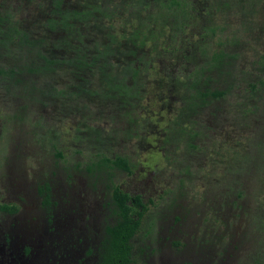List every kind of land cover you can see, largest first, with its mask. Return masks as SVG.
Returning <instances> with one entry per match:
<instances>
[{
    "label": "rangeland",
    "instance_id": "1",
    "mask_svg": "<svg viewBox=\"0 0 264 264\" xmlns=\"http://www.w3.org/2000/svg\"><path fill=\"white\" fill-rule=\"evenodd\" d=\"M116 1L118 4L107 5L108 12L120 9L121 0ZM165 1L137 0L138 5L131 1L126 10L145 18L147 28H154L152 20L166 22V25L160 24L164 28L163 41H157L160 45L156 50L150 51L148 47L150 53L144 57L147 66L142 70L145 76L142 101L132 99L145 123L137 134H122L128 121L121 123L114 114L111 97L93 99L89 109L80 108L84 106L82 102L67 107L62 104L59 107L55 101L50 104L49 100L54 97L45 87L46 81L53 84V80H46L45 74L37 78L43 86L39 90L44 93L38 90V102L32 100L27 104L30 100L17 92L8 100L5 88L0 86V205L9 203L18 207L15 213L0 209V264L97 263L104 225L106 221L112 222L110 207L104 206L110 191L102 181L93 185L84 167L97 160L101 151L114 157L117 149L107 150L110 145L131 150L137 163L132 174L116 170L115 184L133 195L141 194L146 203L150 199L155 202L144 216L132 264H256L264 260V248L258 242L261 236L252 231L251 221L242 209L238 212L224 201L229 188L218 181L222 179L219 172L225 163L224 154L221 156L223 143L242 145L244 135L264 133V89L253 93L250 85L264 77V3L261 0H190L195 15L182 30L176 31L173 20L168 17L169 11L165 13L161 5ZM0 4L1 12L6 9L10 12L9 20L21 22L22 27L36 32L33 24L39 1L0 0ZM21 6L25 10H20ZM29 12L33 23L28 21ZM177 16L181 18L180 13ZM112 23L116 28L122 27L117 17ZM133 23L129 27L134 28ZM9 26L7 22L6 27ZM222 48L235 57L231 73L225 74V83L233 84L234 88L224 101L198 109L186 122L192 129L204 131L196 139L203 146L201 151L186 154L183 149H172V143L164 139L165 128L182 108L183 94L176 82L187 78L194 66L209 60L203 55ZM220 77L221 74H213L212 87L229 85ZM63 100L68 103L71 96L66 95ZM47 101L49 105L44 107ZM69 107L74 111L70 110L72 116L68 117L66 126L72 130L79 128L83 134L63 135L65 142L70 143L65 150L70 160L65 163L68 170L60 166L53 175L50 169L55 151L52 141L49 143V138L40 131L38 112L54 124L60 121L63 109ZM18 108L25 113L32 112L27 113L30 121L12 117ZM88 121L97 128L94 139L85 133L93 127ZM244 146L248 147L247 143ZM78 162L82 163L80 169L75 167ZM188 166H192V173L183 175ZM69 174H72L70 178ZM184 176L186 181L182 182ZM46 180L51 181L53 197L58 201L52 209L43 204L38 190V185ZM181 183L184 194L169 209L168 204L175 195L169 189L176 191ZM217 183L221 184L217 188L222 187L219 191H216ZM253 186L255 182L246 192L254 194ZM241 203L251 209L254 204L258 205L250 196Z\"/></svg>",
    "mask_w": 264,
    "mask_h": 264
},
{
    "label": "trees",
    "instance_id": "2",
    "mask_svg": "<svg viewBox=\"0 0 264 264\" xmlns=\"http://www.w3.org/2000/svg\"><path fill=\"white\" fill-rule=\"evenodd\" d=\"M37 1L40 3L39 12L33 24L36 32H32L30 27H22L21 22L9 20L10 12L7 9L0 11V86L5 88V97H9V100L17 92L25 100H30L27 104L32 100L38 102V90L40 86H43L37 78L45 74L46 80L47 78L53 80V84L46 81L45 87V91H50L54 97L49 100L50 104L55 101L67 107L74 102H82L84 106L80 108L89 109L93 105V99L111 97L114 114L121 123L128 121V126L122 128V134L130 135L135 132L137 134L138 130L145 127V123L141 120L132 99L142 101L141 95L144 93L142 80L145 78L142 70L144 66H147L144 57L150 53L151 49H157L160 45L157 41H163L164 28L161 25H166V22L152 20L154 28H147L148 25L144 24L145 18H138L132 10L126 12L131 1L138 5L137 0H121L120 9L111 12H108V6L111 3L118 4V1L111 0L109 4V0ZM261 2L264 3V0ZM22 3L27 5V2L22 1ZM189 3L190 0H166L164 4H161L165 13L169 11L168 17L173 20L176 31L182 30L187 21L195 15L194 7H191ZM224 4L228 3L224 2ZM19 8L25 10V6ZM17 13L16 11L15 17ZM178 13L181 18L177 16ZM29 14L31 15L28 19L30 23L33 16L30 12ZM119 16L125 25L122 24L121 28H116L112 22ZM155 18L157 19V16ZM132 21L135 22L134 28L129 27ZM7 22L10 24L9 27H6ZM97 30L100 31L98 35ZM203 52L207 50L203 48ZM203 57L209 60L194 66L187 78H180L176 82L178 91L183 94L182 108L169 127L165 128L164 140L172 143V149H183L186 154L201 151L203 146H200L196 139L204 134L203 130H194L186 125L188 119L192 118L198 109L214 102L224 101L234 88L233 84L225 83V74L231 73L230 68L234 64L235 57L223 48L211 51V54L203 55ZM214 73L221 74L220 79L229 85H226V88L212 87ZM220 79L218 81H221ZM257 81L250 83L253 93H257L262 87L264 89V77ZM39 93L43 92L39 90ZM66 95L71 96L68 103L63 100ZM49 103L48 101L43 103L44 107ZM70 110L74 111L73 108H64L62 117L58 118L60 121L54 124L49 122V119H46L40 111L38 112L39 122L42 125L40 131L49 138V143L52 141L51 147L55 151L50 169L53 175L58 173L60 166L68 170L65 163L70 160L65 150L70 143L65 142L66 137L62 138L63 135L83 134L79 132V128L72 130L71 127L66 126L68 117L72 116ZM27 113L32 114L29 111ZM27 113L18 108L12 117L16 120L30 121ZM83 116L87 118L86 113H83ZM87 123L92 125L90 121ZM85 133L92 135L91 138L94 139L97 128L90 127ZM78 138L84 137L78 135ZM244 138L242 145L239 142L237 145L223 143L221 156L224 154L225 163L219 172L222 179L218 181L223 183L224 188H229L226 191L227 196L223 198L224 201L232 208H237L238 212L241 211L240 209L243 210L244 216L251 221L252 231L261 236L258 242L262 243L264 248V240H262L264 239V133L257 136L244 135ZM246 143L248 147L244 146ZM136 146L138 147L137 144L135 148ZM106 148L114 151L117 149L114 157L106 151H101L96 157L97 160H93L84 167L93 185L102 181L106 190L110 191L109 195H106L104 206L110 207L112 222L106 221L104 225L103 237L98 245L99 259L96 264H132L135 241L144 224V216L149 211L150 205L155 202L150 199L146 203L141 194L133 195L115 184L116 170L132 174L137 163L129 149L123 150L115 146L113 148L112 145ZM77 152L81 153V149ZM165 156L170 158V154L166 153ZM81 166V162L75 163L77 169ZM190 169L192 166L185 168L183 175L191 174ZM71 176L72 174H69L68 177ZM185 181L184 176L182 182ZM252 182L256 183V186H253L256 188L254 194L246 192ZM217 185L221 184L217 183L215 187ZM38 186L45 206L51 208L57 204L58 201L53 197L51 181L46 180L44 184ZM183 186L181 183L176 191L169 189V193H175L168 204L169 209H171L170 206H175L177 199L179 201L181 194H184L183 191L181 192ZM221 188H217L216 191ZM246 196L253 197L254 203L257 202L258 205L254 204L252 209L244 207L241 200ZM0 209L9 213L18 211L15 204L9 203L1 204ZM195 210L197 211V208ZM26 251L28 252L29 248ZM91 251L89 249L88 253ZM256 264H264V260Z\"/></svg>",
    "mask_w": 264,
    "mask_h": 264
},
{
    "label": "flooded vegetation",
    "instance_id": "3",
    "mask_svg": "<svg viewBox=\"0 0 264 264\" xmlns=\"http://www.w3.org/2000/svg\"><path fill=\"white\" fill-rule=\"evenodd\" d=\"M117 19L120 20L121 24H124L125 25V22L123 21L122 18L117 17ZM70 264H72V263H70Z\"/></svg>",
    "mask_w": 264,
    "mask_h": 264
}]
</instances>
